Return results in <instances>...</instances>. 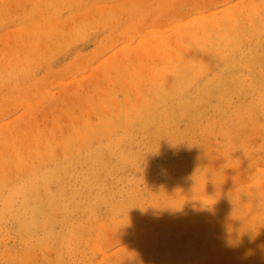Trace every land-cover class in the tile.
Here are the masks:
<instances>
[{
	"label": "rangeland",
	"instance_id": "rangeland-1",
	"mask_svg": "<svg viewBox=\"0 0 264 264\" xmlns=\"http://www.w3.org/2000/svg\"><path fill=\"white\" fill-rule=\"evenodd\" d=\"M0 264H264V0H0Z\"/></svg>",
	"mask_w": 264,
	"mask_h": 264
},
{
	"label": "bare ground",
	"instance_id": "bare-ground-1",
	"mask_svg": "<svg viewBox=\"0 0 264 264\" xmlns=\"http://www.w3.org/2000/svg\"><path fill=\"white\" fill-rule=\"evenodd\" d=\"M177 31H179V30H177ZM177 31H176V32H177ZM182 31H183V30H182ZM180 32H181V31H180ZM185 32H186V31H185ZM183 33H184V32H183ZM183 33H181V35H184ZM173 35H174V34H173ZM178 35H179L178 37L181 36L179 33H178ZM169 36H171V35H169ZM169 36H168V37H169ZM165 37H166V35L164 36L163 39H165ZM171 37H172V36H171ZM171 37H170V38H171ZM163 50H164V49H163ZM168 54H169V53L167 52V55H168ZM171 72H172V70H171ZM171 72H169V73H171ZM169 73H168V75H169ZM169 78H171V76H169V77L167 78V80H169ZM134 87H135V86H134ZM135 88H137V86H136ZM135 90H136V89H135ZM138 101H139V100H138ZM128 104H129V103H128ZM133 105H134V104H133ZM127 107H128V106H127ZM130 110H131V109H130ZM153 110H154V109H153Z\"/></svg>",
	"mask_w": 264,
	"mask_h": 264
}]
</instances>
